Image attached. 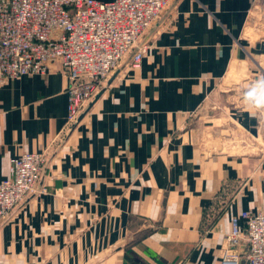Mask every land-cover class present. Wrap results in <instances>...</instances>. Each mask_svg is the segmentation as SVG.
Instances as JSON below:
<instances>
[{
  "label": "crops",
  "instance_id": "0c3cea01",
  "mask_svg": "<svg viewBox=\"0 0 264 264\" xmlns=\"http://www.w3.org/2000/svg\"><path fill=\"white\" fill-rule=\"evenodd\" d=\"M143 42L59 141V61L0 84V181L49 153L48 192L0 224V264H219L232 218L264 210V110L227 80L264 78V0H173Z\"/></svg>",
  "mask_w": 264,
  "mask_h": 264
},
{
  "label": "built area",
  "instance_id": "2783aa9c",
  "mask_svg": "<svg viewBox=\"0 0 264 264\" xmlns=\"http://www.w3.org/2000/svg\"><path fill=\"white\" fill-rule=\"evenodd\" d=\"M172 2L0 0V84L45 75L59 61L69 79L68 116L59 141L124 61L141 68L150 49L143 38ZM48 154L47 148L10 159L8 175L0 181V224L28 197L48 192L40 184ZM219 264H264V210L232 218Z\"/></svg>",
  "mask_w": 264,
  "mask_h": 264
},
{
  "label": "clouds",
  "instance_id": "9594fccd",
  "mask_svg": "<svg viewBox=\"0 0 264 264\" xmlns=\"http://www.w3.org/2000/svg\"><path fill=\"white\" fill-rule=\"evenodd\" d=\"M242 101L246 107L264 110V78L256 80L244 90Z\"/></svg>",
  "mask_w": 264,
  "mask_h": 264
},
{
  "label": "rangeland",
  "instance_id": "374dc122",
  "mask_svg": "<svg viewBox=\"0 0 264 264\" xmlns=\"http://www.w3.org/2000/svg\"><path fill=\"white\" fill-rule=\"evenodd\" d=\"M227 80H230L231 82H234V83L237 84L235 86L238 87V89H239V90H236V91L239 94L240 100H242V95H243L244 90L247 89L248 86H249L248 83H250V85L253 83L252 80H250V81L249 80H245V79L241 78L240 76H235V77L230 76V77H228ZM246 83H247L248 86L245 88V84Z\"/></svg>",
  "mask_w": 264,
  "mask_h": 264
},
{
  "label": "water",
  "instance_id": "95a60500",
  "mask_svg": "<svg viewBox=\"0 0 264 264\" xmlns=\"http://www.w3.org/2000/svg\"><path fill=\"white\" fill-rule=\"evenodd\" d=\"M101 94H102V91H100V92L96 95L95 99H94L93 101H91V102L88 104L87 108L85 109V111H83V112L80 114V116L78 117L77 122L73 125V127H75L76 124H77L78 122L81 121V119H82V118L86 115V113L90 110V108H91V106L93 105L94 101H95L96 99H98V98L100 97Z\"/></svg>",
  "mask_w": 264,
  "mask_h": 264
}]
</instances>
